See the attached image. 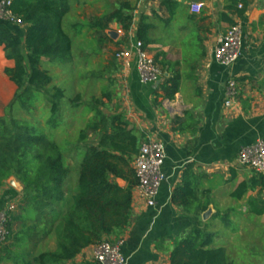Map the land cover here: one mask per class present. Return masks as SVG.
I'll return each mask as SVG.
<instances>
[{
  "label": "trees",
  "instance_id": "1",
  "mask_svg": "<svg viewBox=\"0 0 264 264\" xmlns=\"http://www.w3.org/2000/svg\"><path fill=\"white\" fill-rule=\"evenodd\" d=\"M9 1L7 10L21 21L26 32L22 39L0 21V48L5 59L13 62V68L4 69L3 74L16 88L6 115L0 117V190L11 179L21 190L17 210L6 215L0 264H76V258L89 248L103 242L116 245L112 241L120 238L129 227L132 192L138 184L133 159L144 138L133 134L123 116L104 115L103 104L97 99L92 100L91 109L87 108L90 118L74 142L67 137L60 142L51 138L50 133L64 123L61 118L65 94L51 87L52 79L41 69V60L59 65L72 63L73 40L64 28L70 13V0ZM161 8L167 14L166 26L178 19L177 2L162 0ZM248 8L246 0H226L219 19L233 26L236 23L232 18H242ZM133 11L129 0H124L111 12L93 18L88 24L72 26V31L80 36L87 27L99 44L111 41L105 34L115 24L127 37L134 23ZM153 19L157 17L154 15ZM186 20L194 23L196 18L191 15L186 16ZM254 27L264 31V15ZM154 29L148 17L140 16L135 39L161 73L159 94H155L154 99L156 106L158 99L173 101L183 83L196 82V70L204 52L199 27H194L181 42V61L168 60L162 51L152 54L149 47L154 43ZM247 81L256 83L248 78L234 80L237 86V82ZM257 84L264 86V78ZM42 98L47 107L43 127L32 117ZM110 98V94H103V99L110 101ZM82 104L80 95L68 103L73 110L81 108ZM15 110L26 113L31 119L16 118ZM198 126L199 122L190 112L172 121L173 133L190 137L189 150L196 146ZM82 150L76 180L71 185L66 159ZM192 168L188 165L183 172L181 185L174 189L171 202L183 214L199 218L212 205L211 192L200 191V183L207 177L196 175ZM254 191L264 193V176L255 172L247 182L237 185L230 198L240 201ZM247 206L253 216L262 215L255 200H249ZM217 216L212 219L217 218L225 228L230 226L228 217ZM16 224L17 229H13ZM214 238L208 223L199 221L175 243L170 264H234L229 261L226 248H213Z\"/></svg>",
  "mask_w": 264,
  "mask_h": 264
},
{
  "label": "crops",
  "instance_id": "2",
  "mask_svg": "<svg viewBox=\"0 0 264 264\" xmlns=\"http://www.w3.org/2000/svg\"><path fill=\"white\" fill-rule=\"evenodd\" d=\"M2 1L5 0H0V3ZM131 1L129 0L136 15L130 33L127 37L112 39L119 49L127 48V40H135L138 20L144 15L155 27L152 32L154 43L149 47L152 54L162 51L167 54L168 60L181 61L182 40L191 29L199 27L198 34L202 40L204 57L198 63L196 82L183 83L173 101L158 99L156 106L154 99L155 94H159V84L141 83L135 59H131L126 65L114 58L116 72L112 73L113 80L117 77L118 81H110L112 95L110 101L104 100L107 105L115 103L119 95L121 103L116 112L106 116H123L133 134L144 138L140 144H162L165 159L161 167L164 181L159 187L155 205L147 206L139 198L135 187L132 192L130 225L112 243L119 245L126 264H170L175 243L200 221L208 223L209 231L215 234L213 248L223 247L228 250L230 262L264 264V193L249 192L240 201L230 198L238 184L247 182L253 176L252 170L237 163L240 149L264 141V86L257 84L264 78V31L254 27L264 15L263 0H246L249 4L246 14L240 19L232 18L241 27L242 51L240 58L230 69L219 65L214 58L218 39L230 27L219 19L220 14L224 13L226 0H172L179 5L180 14L175 22L167 26L164 24L167 14L162 11V0ZM75 2L80 4L81 0ZM193 4L201 5L199 13L191 12ZM71 12L74 10L70 0ZM154 15L157 19H153ZM191 15L196 18L194 23L186 20V16ZM5 25L22 39L25 37L26 27ZM74 25L78 24L72 26ZM112 26L116 31L119 29L116 25H111L110 28ZM46 62L51 63L42 59L41 67ZM6 68H13V62L5 59L3 49L0 48L2 104L11 100L16 90L3 74ZM244 78L252 79L256 83L237 82L238 96L226 108L224 103L227 99V82ZM4 87L7 88L6 91ZM185 112L192 113L199 122L196 146L192 150L188 147L190 137L172 131V121L183 117ZM188 165H192L196 175L207 177L200 183V191L211 192V215L207 221H202V216L197 218L183 214L171 202L172 193L181 185L183 172ZM119 184L123 186L122 182ZM230 185H233L232 190L226 191ZM11 189L14 196L21 190L13 187ZM9 197L10 195H6L0 199V210L3 209L2 201H8ZM251 199L262 210V215L251 214L247 206ZM216 215L229 218L230 226L225 228L226 235H221L220 229L214 224L219 222L217 218L212 219ZM93 250L94 247L85 250L76 258L75 263L94 262Z\"/></svg>",
  "mask_w": 264,
  "mask_h": 264
},
{
  "label": "rangeland",
  "instance_id": "3",
  "mask_svg": "<svg viewBox=\"0 0 264 264\" xmlns=\"http://www.w3.org/2000/svg\"><path fill=\"white\" fill-rule=\"evenodd\" d=\"M122 1L124 0H81V3L79 4L78 2L76 3L75 0H71L74 12L68 14L67 19L64 22V28L73 40L72 63L67 65H58L57 63L49 64L46 62V64L41 67V69L47 71L51 77V87L59 88L63 90L65 94L62 104L63 114L61 118L64 123H62V126H60L58 130L50 133L51 138L56 142L63 141L66 137L73 140V142L77 139L79 131L84 127L87 120L90 118V113L87 111V108L91 109L92 100H100L103 104L101 109L105 115L112 114L120 108L119 103H121V98H118L119 95L115 99V103L111 102L107 105L105 103L106 101L103 99V94L106 93L112 95L110 90L111 87L109 86L111 84L110 81H118L117 77L113 80L114 75L112 74L116 72L114 56L122 49H119L117 44H115L111 38H109L111 41L104 40V42H99L98 44L96 36L93 35V31H90L87 27H84L80 36H76L72 31V25L75 23L78 25L88 24L92 18H98L97 16H99L102 11L103 14L111 12L113 8H115L117 4ZM132 15L135 16L136 14L133 13ZM100 16H102V14ZM114 29L115 27L112 26L108 32H115L116 30ZM108 32H106L105 36ZM6 89L7 88L4 87L5 91ZM15 93L16 90L14 91L13 96H15ZM77 95L81 96L83 106L79 109L73 110L70 108L68 103ZM1 96L2 94L0 97ZM12 99L4 102V104L0 103V117L6 115L7 107L12 102ZM46 109L47 107H45V103L42 98L37 104L36 111L32 114V117L35 118L38 121V124L42 127L44 124V111H46ZM14 115L18 119H31V117L22 111L15 110ZM83 152L84 151L82 150L79 154L73 153L66 159V164L70 171L69 177L71 185L75 183L78 160L82 157ZM15 183L19 185L17 182ZM19 188L21 189L20 185L18 190ZM232 188L233 185H230L226 191L230 192ZM13 192L14 191L11 189L9 184L0 190V199L6 195H10L8 201H2L3 209L0 210V213L8 208L12 209V213L17 210L16 208L20 198L19 194L14 196ZM214 224L220 229L219 233L221 235H226L227 231L221 222H215ZM13 229H17V224L13 227ZM46 243L48 244V242ZM42 246H44V243ZM50 247H52V245Z\"/></svg>",
  "mask_w": 264,
  "mask_h": 264
},
{
  "label": "built area",
  "instance_id": "4",
  "mask_svg": "<svg viewBox=\"0 0 264 264\" xmlns=\"http://www.w3.org/2000/svg\"><path fill=\"white\" fill-rule=\"evenodd\" d=\"M10 5L9 0L0 3V21L17 27H23L19 19L14 18L7 8ZM240 8V7H239ZM201 5H191L192 13H199ZM117 38L124 37L123 31L119 28L115 31ZM242 51V33L238 24L230 26L221 36L214 49V58L216 62L226 69H230L240 58ZM115 59L123 61L127 65L131 59H135L136 68L139 73L140 81L143 84H159L161 73L154 65L152 57L143 50L142 44L135 40H129L127 48L119 50L115 54ZM238 96L236 83L233 80L227 82V99L224 106L229 108ZM165 159L164 147L158 142L143 143L139 153L134 160L133 169L138 184L136 190L139 198L149 207L155 205V198L164 175L161 167ZM239 166L248 168L253 172L264 176V141L240 149L237 157ZM12 209L0 213V242H3L6 236L5 223L6 215ZM94 262L98 264H126V260L120 252L119 245H111L103 242L93 250Z\"/></svg>",
  "mask_w": 264,
  "mask_h": 264
},
{
  "label": "water",
  "instance_id": "5",
  "mask_svg": "<svg viewBox=\"0 0 264 264\" xmlns=\"http://www.w3.org/2000/svg\"><path fill=\"white\" fill-rule=\"evenodd\" d=\"M107 35L111 38V39H116L117 38V35L115 32H108ZM8 184L15 188V189H18V187L15 185V181L13 179L9 180L8 181ZM211 215V210L210 208L202 215L201 219L202 221H207V219L210 217Z\"/></svg>",
  "mask_w": 264,
  "mask_h": 264
}]
</instances>
